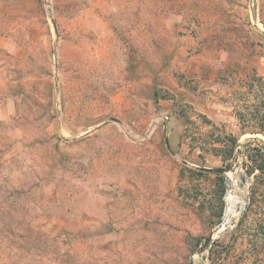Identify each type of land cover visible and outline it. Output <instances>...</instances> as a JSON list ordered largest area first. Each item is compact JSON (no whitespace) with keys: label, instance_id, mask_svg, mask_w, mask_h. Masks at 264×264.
Wrapping results in <instances>:
<instances>
[{"label":"rangeland","instance_id":"374dc122","mask_svg":"<svg viewBox=\"0 0 264 264\" xmlns=\"http://www.w3.org/2000/svg\"><path fill=\"white\" fill-rule=\"evenodd\" d=\"M263 99L264 0H0V264H264Z\"/></svg>","mask_w":264,"mask_h":264},{"label":"trees","instance_id":"16d2710c","mask_svg":"<svg viewBox=\"0 0 264 264\" xmlns=\"http://www.w3.org/2000/svg\"><path fill=\"white\" fill-rule=\"evenodd\" d=\"M253 82H254V78L252 79L251 82H248V83L253 84ZM251 84H250V85H251ZM247 87L251 88L250 86H247ZM249 93H250V91L246 93V96H247V97L249 96ZM263 101H264V99H263L261 102H263ZM263 103H264V102H263ZM244 117H245V116L242 115V113L239 114V118H240L241 121L243 122V125L245 126V124H247V125H246L247 127L250 126V125H252V124H248V123H252V122L254 121L255 116H254V118H252V117H251V118H247V120H245ZM255 119H256V118H255ZM259 120H260V124H259L258 128L255 127V128H256L255 130H257V131H261V132L264 133V116L261 117ZM246 126H245V127H246ZM227 167H229V166H227ZM253 169H254V168H252V170H249V172H250V173H253V172H254ZM255 169H258V170L264 171V164H261V165L257 166ZM199 173H203V174H204V172H202V171H199ZM221 178H223V177L221 176Z\"/></svg>","mask_w":264,"mask_h":264},{"label":"water","instance_id":"95a60500","mask_svg":"<svg viewBox=\"0 0 264 264\" xmlns=\"http://www.w3.org/2000/svg\"><path fill=\"white\" fill-rule=\"evenodd\" d=\"M167 145H168V148L169 150H171V147L169 145V140L167 139ZM203 170H206V171H210V172H217V173H222L225 171L224 168H202ZM223 224H219L215 230L205 239V242L202 244L201 246V250L200 251H205L207 249V247L210 245V243L213 241V238L215 236V232L217 231H220V228L222 227ZM193 264V263H191Z\"/></svg>","mask_w":264,"mask_h":264},{"label":"bare ground","instance_id":"6f19581e","mask_svg":"<svg viewBox=\"0 0 264 264\" xmlns=\"http://www.w3.org/2000/svg\"><path fill=\"white\" fill-rule=\"evenodd\" d=\"M234 197V196H233ZM232 196H230V197H228V208H227V214H226V218H225V220H224V222H223V225H222V227L220 228V231L221 230H223L225 227H226V225L228 224V223H230V221H231V214H232V212H233V209H234V206H235V204L237 203V200L235 199V198H233ZM235 197H237L236 195H235ZM235 213V212H234ZM234 218V217H233ZM218 232V231H217ZM216 232V233H217Z\"/></svg>","mask_w":264,"mask_h":264},{"label":"built area","instance_id":"2783aa9c","mask_svg":"<svg viewBox=\"0 0 264 264\" xmlns=\"http://www.w3.org/2000/svg\"><path fill=\"white\" fill-rule=\"evenodd\" d=\"M226 198H227V197H226ZM225 217H226V213H225ZM225 217H224L223 221H222L220 224H223V222H224V220H225Z\"/></svg>","mask_w":264,"mask_h":264}]
</instances>
